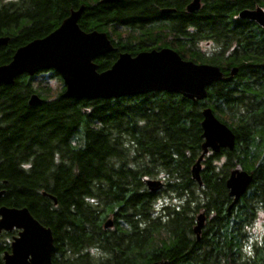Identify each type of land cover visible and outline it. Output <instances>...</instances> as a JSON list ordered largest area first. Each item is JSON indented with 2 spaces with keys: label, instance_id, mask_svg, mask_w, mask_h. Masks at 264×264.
Returning a JSON list of instances; mask_svg holds the SVG:
<instances>
[{
  "label": "trees",
  "instance_id": "trees-1",
  "mask_svg": "<svg viewBox=\"0 0 264 264\" xmlns=\"http://www.w3.org/2000/svg\"><path fill=\"white\" fill-rule=\"evenodd\" d=\"M190 1L0 0V37L9 38L0 46V66L84 5L79 27L105 32L117 48L95 60L98 71L120 52L163 47L195 62L201 41L216 46V60L237 64L242 79L264 69V29L238 17L244 9L264 10V0H200L199 10L189 13ZM63 91L53 70L0 84V206L26 207L51 229L52 264H264V235L249 245L241 236L264 210V116L254 121L242 108L232 109L236 152H227L217 172L219 157H205L199 186L191 177L202 153L197 100L153 92L88 101L62 98ZM32 94L42 102L29 105ZM237 165L252 182L239 205L242 220L231 230L225 181ZM146 179L163 187L152 193ZM165 197L176 201L157 209ZM201 213L197 241L193 226ZM110 218L113 228H104ZM16 234L0 233V264Z\"/></svg>",
  "mask_w": 264,
  "mask_h": 264
},
{
  "label": "water",
  "instance_id": "water-1",
  "mask_svg": "<svg viewBox=\"0 0 264 264\" xmlns=\"http://www.w3.org/2000/svg\"><path fill=\"white\" fill-rule=\"evenodd\" d=\"M101 1L113 3L118 0ZM199 8L200 0H191L186 11L192 13ZM83 10L84 5L70 10L69 15L51 33L17 48L10 62L0 66V84L11 85L23 74L33 76L40 71L53 70L64 85V91L60 94L62 98L110 100L167 92L194 101L205 99L207 87L223 77L219 67L185 60L177 51L168 47L140 51L136 55L120 52L110 68L98 71L95 60L117 48L105 32H85L79 27L78 21ZM170 12L173 10L161 11L163 14ZM238 17L255 22L264 29V10L259 6L242 10ZM8 40V37H0V46L6 45ZM237 71L236 67H231L227 78L232 79ZM41 102L36 94H32L28 100L31 106ZM201 128L202 153L191 167V177L199 186L202 184L201 162L208 149L215 152L221 147L233 150L235 142L231 129L220 122L209 108L202 111ZM251 182L252 174L245 170L234 169L230 172L225 186L233 201L227 207V212L236 205ZM145 184L152 193L163 187L161 180L146 179ZM2 194L3 191H0V197ZM204 223L205 216L201 213L193 226L197 241ZM112 225L113 221L107 219L104 228ZM14 229L17 234L11 240L10 251L2 256L3 264H52L54 240L51 229L35 219L26 207L0 206V233ZM150 264L167 263L165 260H157Z\"/></svg>",
  "mask_w": 264,
  "mask_h": 264
},
{
  "label": "flooded vegetation",
  "instance_id": "flooded-vegetation-1",
  "mask_svg": "<svg viewBox=\"0 0 264 264\" xmlns=\"http://www.w3.org/2000/svg\"><path fill=\"white\" fill-rule=\"evenodd\" d=\"M5 1H9V0H5ZM199 44H198V50H197L198 54L197 55H199L201 58L198 61H195V63L215 65L219 67L220 71L223 73V77L221 80L215 81L207 87V97L203 100H197L199 104L202 106V109H205V108L211 109L214 116L220 122L226 124L228 128H230L228 124L232 122L231 117H232L233 108H242L244 110V113L246 114L247 112L248 117H252L254 121L256 120V118H259V117L263 118L264 116V69L261 67L262 69L249 70L246 77L242 79L239 76V69H238L239 67L237 64L230 65V62L232 61L226 58L222 60L221 59L216 60L214 58V53H213L214 51L212 50V52L210 53L207 49L208 45H210L209 42H206L207 46L204 49L201 48L200 42ZM259 66H262V65H259ZM228 67L229 68L236 67L238 69L237 74L233 76L232 79L227 78L229 75ZM231 128H234L233 124ZM238 140L236 139V136H235L233 150H229L228 148L221 147L219 148L218 151L215 152L212 149H208L207 153L203 157V161H204V158L207 156L219 157L218 163L213 166V172H217V170L220 169L221 167L220 165H222V163L226 160L227 152H233L237 149ZM202 143H203V138H202L201 146H202ZM201 151H202V148H201ZM239 153L240 151L238 150L236 155L238 156ZM263 157H264V149L260 153V159L262 160ZM234 169L244 170L239 165H237ZM228 193L229 191L227 190L228 206H229L231 202L233 201V197H230ZM243 196L236 203V205L232 207L229 212L226 213V215L228 216L229 222H230L231 230L234 229V224L236 221L242 220L241 213L239 211V207H240L239 205H241L244 202ZM260 213H264V210H261ZM261 223H264V215H263V221ZM113 225L110 228H113ZM248 228H249L248 225H244L242 227V232H241V236L246 239L247 245H249V239L253 237L251 236L247 239L248 233L246 231L248 230ZM246 234L247 236H245ZM263 235H264V232L261 235V237L260 235L258 236L260 241H262ZM247 249H248V246L244 245V250L246 251Z\"/></svg>",
  "mask_w": 264,
  "mask_h": 264
},
{
  "label": "rangeland",
  "instance_id": "rangeland-1",
  "mask_svg": "<svg viewBox=\"0 0 264 264\" xmlns=\"http://www.w3.org/2000/svg\"><path fill=\"white\" fill-rule=\"evenodd\" d=\"M199 44V43H198ZM200 45V44H199ZM206 42L205 41H201V48L204 49L206 47ZM208 51L211 53L212 50H217L216 46L213 45L212 43L210 45H208L207 47ZM175 199H170V198H160L156 201L155 203V207L157 209H160L162 207H164L165 205L164 204H168V203H175ZM263 221V215H261V213H257L256 214V218H255V221L252 222L251 226H249L248 230L246 231L248 233V237H251L253 236L251 239H250V243H255V242H258L259 241V235L261 237V235L263 234L264 232V223H261ZM256 238V239H255Z\"/></svg>",
  "mask_w": 264,
  "mask_h": 264
},
{
  "label": "clouds",
  "instance_id": "clouds-1",
  "mask_svg": "<svg viewBox=\"0 0 264 264\" xmlns=\"http://www.w3.org/2000/svg\"><path fill=\"white\" fill-rule=\"evenodd\" d=\"M261 215H264V213H261Z\"/></svg>",
  "mask_w": 264,
  "mask_h": 264
},
{
  "label": "bare ground",
  "instance_id": "bare-ground-1",
  "mask_svg": "<svg viewBox=\"0 0 264 264\" xmlns=\"http://www.w3.org/2000/svg\"><path fill=\"white\" fill-rule=\"evenodd\" d=\"M3 46V45H2ZM202 135V134H201Z\"/></svg>",
  "mask_w": 264,
  "mask_h": 264
}]
</instances>
